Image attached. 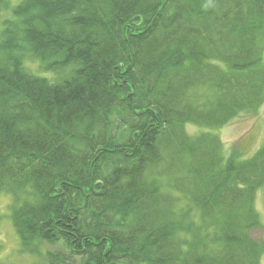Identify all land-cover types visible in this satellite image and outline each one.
I'll return each instance as SVG.
<instances>
[{"label": "trees", "instance_id": "trees-1", "mask_svg": "<svg viewBox=\"0 0 264 264\" xmlns=\"http://www.w3.org/2000/svg\"><path fill=\"white\" fill-rule=\"evenodd\" d=\"M263 103L264 0H0V194L20 252L260 264L264 143L243 158L183 126Z\"/></svg>", "mask_w": 264, "mask_h": 264}, {"label": "rangeland", "instance_id": "rangeland-1", "mask_svg": "<svg viewBox=\"0 0 264 264\" xmlns=\"http://www.w3.org/2000/svg\"><path fill=\"white\" fill-rule=\"evenodd\" d=\"M25 65L36 74L44 73L35 59L26 57ZM48 75V74H47ZM184 130L190 136L202 132L215 134L223 143V153L236 151L243 158H248L264 143V103L257 112L242 113L240 116L221 127H203L192 123L184 124ZM257 192V191H256ZM11 196L0 194V262L7 264H46L43 257L26 255L20 252L18 238L9 218ZM254 207L260 217L261 226L251 231L258 241L264 240V190L256 193ZM264 264V255L260 260Z\"/></svg>", "mask_w": 264, "mask_h": 264}]
</instances>
